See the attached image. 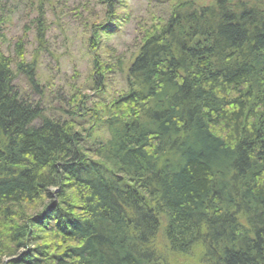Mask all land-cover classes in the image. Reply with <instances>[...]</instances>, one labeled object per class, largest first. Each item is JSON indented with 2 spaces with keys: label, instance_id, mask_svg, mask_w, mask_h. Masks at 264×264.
<instances>
[{
  "label": "trees",
  "instance_id": "1",
  "mask_svg": "<svg viewBox=\"0 0 264 264\" xmlns=\"http://www.w3.org/2000/svg\"><path fill=\"white\" fill-rule=\"evenodd\" d=\"M36 1L32 54L0 47V264H264V0H171L93 97L39 77L69 0Z\"/></svg>",
  "mask_w": 264,
  "mask_h": 264
},
{
  "label": "rangeland",
  "instance_id": "2",
  "mask_svg": "<svg viewBox=\"0 0 264 264\" xmlns=\"http://www.w3.org/2000/svg\"><path fill=\"white\" fill-rule=\"evenodd\" d=\"M35 4L36 0H0V47L6 54L15 55V45L21 36L25 41V55L30 56L35 49ZM60 5L55 3L52 7L54 11L49 10L47 14L51 53L41 54L39 77L44 82L51 79L48 84L52 86L50 90L53 94L60 88L65 93L82 88L93 97L95 92L91 90V85L94 59L99 57L100 61H105L121 55L127 64L135 51L141 27L154 18H164L172 1L122 0L115 15L110 17L106 5L97 0H69L66 5ZM105 23L116 26L111 30L105 29L106 32L102 26L99 44L93 49L90 41L94 31L92 25ZM106 79L107 98L125 88L124 78L118 71L109 73ZM17 83L22 88L27 87L23 77L17 78ZM178 261L186 263V259Z\"/></svg>",
  "mask_w": 264,
  "mask_h": 264
}]
</instances>
